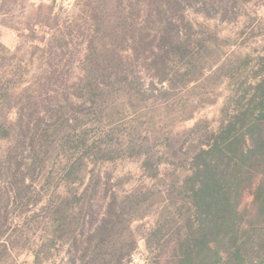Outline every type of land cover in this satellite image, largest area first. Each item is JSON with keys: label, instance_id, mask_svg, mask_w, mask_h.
<instances>
[{"label": "rangeland", "instance_id": "374dc122", "mask_svg": "<svg viewBox=\"0 0 264 264\" xmlns=\"http://www.w3.org/2000/svg\"><path fill=\"white\" fill-rule=\"evenodd\" d=\"M237 11L233 20L186 11L192 27L182 31L195 49L206 41L202 52L211 68L184 84L176 78L181 66L174 56L164 70L157 67L146 50L154 42L141 25L145 39L134 42L123 23L105 20L111 16L108 0H8L0 6V107L7 98L13 106L7 115L16 126L11 139L0 136V264H37L36 189L46 199L58 193L67 199L56 236L51 220L45 224L51 241L43 264H87L81 232L111 210L125 213L118 246L128 247L132 234L137 240L124 264L133 255L152 264L155 253L147 251L145 235L158 221L163 199L151 195L137 210L127 199H146L147 189H166L188 173L194 151L234 113L240 94L264 69V0H249ZM164 73L174 79L168 93L169 84L158 83ZM149 88L154 96L143 99L140 91ZM84 108L97 112L84 116ZM85 130L97 154L67 184L63 173L80 157ZM89 183L78 201L71 187L82 191Z\"/></svg>", "mask_w": 264, "mask_h": 264}, {"label": "trees", "instance_id": "16d2710c", "mask_svg": "<svg viewBox=\"0 0 264 264\" xmlns=\"http://www.w3.org/2000/svg\"><path fill=\"white\" fill-rule=\"evenodd\" d=\"M7 1L0 0V6ZM108 1L111 16H106L105 20L111 18V22L123 23L122 27L133 31L131 39L134 42L143 41L145 36L151 38L154 43L146 50L155 55L157 67L160 65L164 70L170 56H174L181 66L176 78L189 84L203 77L211 66L206 65L202 52L208 47L206 41L200 39L195 49L190 37L182 31L185 26L192 27L186 11L195 8L208 17L233 20L238 17L237 9L249 0ZM92 7L96 18L98 7ZM138 25L142 32L148 31L145 36L139 33ZM263 61L264 56L261 57ZM256 78V82L240 94L234 113L223 118L219 130L211 133L194 151L188 173L168 184L166 189H147L143 193L146 199H139V194L129 195L127 200L135 206L134 210L144 207L151 195L163 199L161 217L145 235L147 251L155 253L152 264H264V69ZM173 80L164 73L158 83L169 84L164 90L168 93L173 88L170 85ZM119 81L123 80L119 78ZM153 89L140 91L143 99L154 96ZM147 91L152 92L148 94ZM92 107L91 104L89 108ZM12 108L7 98L0 107V136L3 138L11 139L16 130L15 123L7 115ZM87 109H83L84 116L97 112V109L96 112H87ZM85 134L86 130L78 145L82 152L80 157L63 173L67 184H74L77 174L83 167L87 168V160H93L97 154L96 143L84 137ZM174 154L178 155V149ZM149 163L150 155H147V168ZM159 174L156 166L152 176L156 178ZM90 185L82 191L71 187V191L76 190L74 197L78 201L84 199ZM35 193L33 219L37 234L41 232L37 235L35 261L43 264L48 256L43 254L49 251L48 241H51L45 224L50 219L54 234L60 230L66 219L63 207L67 199L60 193L48 199L40 190L36 189ZM124 216L125 213L111 210L96 223L91 220L92 227L88 231L82 229L81 234H86L82 259L87 258V264H124L123 260L130 258L137 244L134 235L128 247H119L117 243V227ZM81 218L84 220L83 216ZM133 220L134 211L129 222ZM2 234L0 232V240ZM73 236L77 240V234Z\"/></svg>", "mask_w": 264, "mask_h": 264}, {"label": "built area", "instance_id": "2783aa9c", "mask_svg": "<svg viewBox=\"0 0 264 264\" xmlns=\"http://www.w3.org/2000/svg\"><path fill=\"white\" fill-rule=\"evenodd\" d=\"M130 264H143V261L141 260L140 256H132V259L130 261Z\"/></svg>", "mask_w": 264, "mask_h": 264}]
</instances>
